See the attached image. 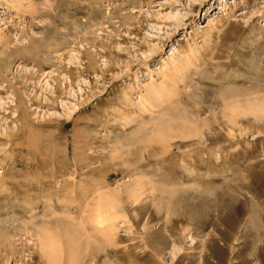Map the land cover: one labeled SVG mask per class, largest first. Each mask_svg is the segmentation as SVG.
Wrapping results in <instances>:
<instances>
[{"label": "rangeland", "instance_id": "1", "mask_svg": "<svg viewBox=\"0 0 264 264\" xmlns=\"http://www.w3.org/2000/svg\"><path fill=\"white\" fill-rule=\"evenodd\" d=\"M0 36V264H46L43 229L57 264H264V0H0Z\"/></svg>", "mask_w": 264, "mask_h": 264}, {"label": "bare ground", "instance_id": "2", "mask_svg": "<svg viewBox=\"0 0 264 264\" xmlns=\"http://www.w3.org/2000/svg\"><path fill=\"white\" fill-rule=\"evenodd\" d=\"M221 8H223V6L221 7ZM220 10V9H219ZM224 12V11H223ZM218 23V22H217ZM219 23H222L221 22V20L219 21ZM207 25H209V28L207 29V31H210L211 29H212V27H214V21L213 20H211V19H209L208 18V20H207ZM210 35V34H209ZM1 40H2V38H1V36H0V43H1ZM192 50V49H191ZM195 53V52H194ZM177 64L179 65V64H182V62H181V60H179V61H177ZM176 70V68H175V66L173 65H169V67H168V69H166V72H164L163 73V75H165V77H170V75L171 74H173V73H171V71H175ZM179 70V69H178ZM174 76V75H173ZM167 84V83H166ZM163 85H161V86H158L159 88H157V87H155V85H153V84H150L149 86H147L146 88H145V91H144V93H143V95H141L140 97H138L139 99L137 100V101H139L138 103H137V106H138V110H139V112L140 113H142V114H147V116H148V118H149V121H148V123L146 122L145 124H144V122H141V123H139V125H138V129H145L147 126H149L150 124H151V122H154V121H156L157 122V120L158 119H160L159 117H161V116H163L162 114L163 113H165V112H168V110H169V108H170V104L169 105H167L166 104V106H162L163 104H164V102H165V100H166V97L165 96H163L164 94H161L162 92L164 93V88L162 87ZM170 95V94H169ZM239 97V96H238ZM238 97H237V99H238ZM248 101V100H247ZM166 102H167V100H166ZM263 103H264V101H263ZM263 103H258L257 101H254V102H252V103H248V104H246L245 106H244V110H245V113L246 112H250V113H258V115L259 116H263L264 114V104ZM165 105V104H164ZM156 108V109H158V112H154V113H152V112H149V108ZM171 107H174L173 106V104L171 105ZM240 107V106H239ZM239 107H236V109H239ZM241 108V107H240ZM155 109V110H156ZM240 110V109H239ZM157 111V110H156ZM241 112H243V110H241ZM173 113V112H172ZM244 113V112H243ZM263 114V115H262ZM241 115V114H240ZM169 116H171V115H169ZM256 117V116H255ZM142 120V119H141ZM172 120V119H171ZM174 121V120H173ZM174 122H176V121H174ZM162 124V123H161ZM161 124H159V125H151L152 127H154V129L155 130H153V132H154V134L152 135V137H153V139H155L156 141H160V142H163V141H165V140H167V138H169V139H171V138H175L176 137V135L178 134V133H176L175 135H173V133L170 131L169 132V130H170V127L169 126H166V124L165 125H161ZM169 124V123H168ZM186 124V123H185ZM193 124V123H192ZM171 127H172V125H171ZM152 129V128H151ZM172 130V129H171ZM168 131V133H166ZM150 132V131H149ZM184 133V132H183ZM169 135H170V137H169ZM177 136H179V135H177ZM183 136V135H182ZM144 137V136H143ZM181 137V136H180ZM180 137H178V138H180ZM184 137V136H183ZM183 137H181V138H183ZM142 138V137H141ZM185 138V137H184ZM148 144V143H147ZM164 147V146H163ZM161 148V147H160ZM35 165H36V163H35ZM40 165V164H39ZM38 167V166H37ZM87 174V173H86ZM82 176V175H81ZM90 176V175H89ZM91 178V177H90ZM89 180V179H88ZM167 180V179H166ZM150 182V181H149ZM149 182H147V181H145V180H142V179H140V181H137V182H135L133 185H134V187L128 192V195L129 196H136V194L139 192V191H141V190H144L145 189V187H146V185H147V183H149ZM81 183V182H80ZM40 184V183H39ZM38 183H37V185H39ZM81 184H83V183H81ZM47 185H48V183H47ZM31 186H32V184H31ZM80 186H82V185H80ZM86 186V185H85ZM95 186V185H94ZM147 186H149V185H147ZM150 186H151V184H150ZM43 187H45V186H42V189H41V187L39 186V188L43 191ZM54 188H56V189H58V186L56 185V187H54ZM79 188V187H78ZM95 188H97V187H95ZM94 188V189H95ZM148 188V187H147ZM146 188V189H147ZM23 189H24V187H23ZM39 189V190H40ZM84 189L85 188H82L81 189V187H80V191H79V194H81V196H80V200H75V201H73L72 203H68V204H66L67 205V207H68V209H70L69 208V206L72 204H74V209H76V212H77V214H73L72 213V215H74V216H71L70 214H69V217L71 216V218H67L68 217V215L64 212L65 210H66V212H67V210L68 209H65V205H63V209H65L64 211L61 209V208H59V209H61L62 210V212H64L66 215H67V223H68V226L66 225V226H64L63 228H65L67 231L66 232H68V227L69 226H71V229H72V226H73V229H76V232L74 231V234H77L76 235V240H77V244H79L80 245V241H81V244L83 245V244H85L86 245V243H87V245H86V248H88V244H89V242H87L88 240H86V238L85 239H83V242H85V240H86V242L85 243H83L82 242V238L85 236H83V233L81 232V227L79 228V223H76V225L74 224V222H78V220H79V215H83V213L81 214V212L83 211V210H87L86 208H88V206L87 205H89L90 203H88V201H87V205H85L86 203V200H83V198L84 199H86L87 198V196H86V198L84 197L85 195L84 194H86L85 193V191H84ZM145 189V190H146ZM153 189V188H152ZM162 189V188H161ZM128 190V189H127ZM45 191V190H44ZM43 191V192H44ZM58 191V190H57ZM73 191V190H72ZM71 191V192H72ZM39 192V191H38ZM70 192V191H69ZM69 192H68V194H69ZM91 192V191H90ZM89 192V193H90ZM102 193H104V192H102ZM60 194H61V192H60ZM67 194V195H68ZM91 194V193H90ZM95 194H96V192H95ZM58 195H59V193H58ZM63 195V194H62ZM87 195V194H86ZM55 196V195H54ZM60 196V195H59ZM58 196V197H59ZM66 196V195H65ZM53 197V196H52ZM57 197V198H58ZM55 198V197H54ZM60 198V199H59ZM58 199L59 200H61L62 199V196H60ZM52 198H49V200H51ZM58 199H57V201L56 202H58ZM43 200H44V198H43ZM88 200V199H87ZM116 199H114V197L113 196H107V195H104L103 194V196H100L99 197V195H98V197L96 198V200L94 201V209H95V212H96V210L97 209H101V207H108V206H110V205H112L113 204V202L115 201ZM27 201V200H26ZM55 201V200H54ZM62 201V200H61ZM61 201H59V203H61ZM28 202V201H27ZM44 202V201H43ZM47 202V201H46ZM51 202V201H50ZM26 203V202H25ZM24 203V204H25ZM36 203V202H35ZM52 203V202H51ZM50 203V204H51ZM58 203V204H59ZM27 204V203H26ZM49 204V205H50ZM28 205V204H27ZM48 205V206H49ZM60 205V204H59ZM69 205V206H68ZM71 205V206H72ZM31 206H32V204H31ZM30 206V207H31ZM52 206H54V205H52ZM52 206H49V207H47V209H46V211H48V212H50L51 214H53V217L55 216L54 215V212H55V207L56 206H54V208H52ZM87 206V207H86ZM42 207V206H41ZM91 207V206H90ZM109 208V207H108ZM107 208V209H108ZM111 208V207H110ZM28 210V209H27ZM24 211V210H23ZM70 211V210H69ZM75 211V210H74ZM98 211V210H97ZM103 211V210H102ZM31 212H34V210H31L30 209V212L29 213H31ZM58 212V211H57ZM95 212H93V213H95ZM28 213V212H27ZM69 213H71V212H69ZM86 213V212H85ZM51 214H49V215H51ZM58 214V213H57ZM79 214V215H78ZM98 214H99V212H98ZM102 214V213H101ZM96 215H97V212H96ZM103 215V214H102ZM43 217V216H42ZM51 218V217H50ZM49 218V219H50ZM66 218H64V219H62V220H65L64 222L66 223ZM78 218V219H77ZM80 218H81V216H80ZM83 218V217H82ZM81 218V219H82ZM55 219V218H54ZM46 220H47V217H46ZM50 220H52V219H50ZM76 220V221H75ZM100 220V222H101V219H99ZM54 221V220H53ZM63 222V221H62ZM97 222V221H96ZM44 224V223H43ZM56 224V223H55ZM94 224V223H93ZM98 224V223H97ZM45 225V224H44ZM43 225V226H44ZM57 225V224H56ZM78 225V226H77ZM96 225V224H95ZM62 226V225H61ZM102 226V225H101ZM60 227V226H59ZM96 227H99V226H96ZM42 228H44V227H42ZM84 228H82V230H83ZM65 231V230H64ZM99 232V231H98ZM60 233V232H59ZM73 233V232H72ZM100 233V232H99ZM53 235V234H52ZM58 235V234H57ZM55 237H56V235H55ZM54 236L53 237H51L50 235L48 236V234H47V232H46V230L45 229H43V230H41L38 234H37V241H38V245H39V250H40V255H41V258L42 259H44L45 261H44V263L46 262V264H57L58 263V259H59V252H60V249H61V245L59 244L58 245V243L57 242H59V241H57L56 240V238H55ZM74 237V236H73ZM66 238V237H65ZM74 239V238H73ZM72 239V240H73ZM66 240V239H65ZM76 242V241H75ZM68 243V242H67ZM72 244L71 245H73L74 243L73 242H71ZM65 245V244H64ZM70 245V246H71ZM79 245H77V246H79ZM106 245V244H105ZM63 246V245H62ZM75 246V245H74ZM84 246V245H83ZM59 247H60V249H59ZM85 247V246H84ZM75 248H77V247H75ZM79 248V247H78ZM77 248V249H78ZM85 248V249H86ZM69 249V248H68ZM67 249V250H68ZM71 249V248H70ZM76 249V250H77ZM89 249V248H88ZM75 250V249H74ZM68 253H69V251H68ZM71 258V257H70Z\"/></svg>", "mask_w": 264, "mask_h": 264}]
</instances>
